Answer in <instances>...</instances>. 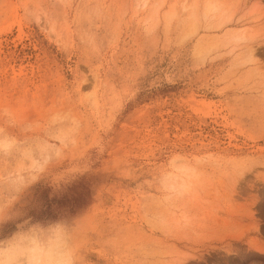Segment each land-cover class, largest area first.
<instances>
[{
  "label": "rangeland",
  "instance_id": "1",
  "mask_svg": "<svg viewBox=\"0 0 264 264\" xmlns=\"http://www.w3.org/2000/svg\"><path fill=\"white\" fill-rule=\"evenodd\" d=\"M196 1L0 0V214L81 264H264V0ZM177 151L205 178L162 205Z\"/></svg>",
  "mask_w": 264,
  "mask_h": 264
},
{
  "label": "clouds",
  "instance_id": "2",
  "mask_svg": "<svg viewBox=\"0 0 264 264\" xmlns=\"http://www.w3.org/2000/svg\"><path fill=\"white\" fill-rule=\"evenodd\" d=\"M4 155L6 154L0 151V156ZM204 166L202 156L178 151L170 153L151 181L161 204L172 206L195 199L205 178ZM75 175L69 173L58 181L52 178V185L59 188L61 183H70L75 179ZM32 185L20 187L15 204L21 194ZM17 217L20 219L16 230L8 238L13 243L0 244V264H81L76 246V229L70 228L63 221L51 224L33 223L30 218H24L26 213L23 208L7 216L0 214V226Z\"/></svg>",
  "mask_w": 264,
  "mask_h": 264
},
{
  "label": "bare ground",
  "instance_id": "3",
  "mask_svg": "<svg viewBox=\"0 0 264 264\" xmlns=\"http://www.w3.org/2000/svg\"><path fill=\"white\" fill-rule=\"evenodd\" d=\"M196 3H197V1L194 0V5H195V6H197ZM206 4H207V5H206ZM206 4H205V5H206V8H207V9H210L211 6H212V3H206Z\"/></svg>",
  "mask_w": 264,
  "mask_h": 264
}]
</instances>
